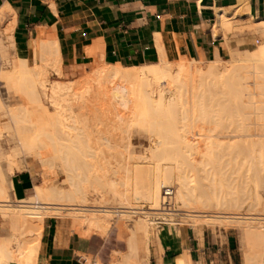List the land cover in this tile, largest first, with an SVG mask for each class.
<instances>
[{
    "label": "bare ground",
    "instance_id": "6f19581e",
    "mask_svg": "<svg viewBox=\"0 0 264 264\" xmlns=\"http://www.w3.org/2000/svg\"><path fill=\"white\" fill-rule=\"evenodd\" d=\"M243 3L237 5V8L244 10L245 5ZM226 10V8L222 7L220 9H216V25L222 27L223 29H226L228 26H230L231 18L227 17L228 15H226ZM6 12H9V14H11V10L8 7L0 8V20L2 17H4V15L7 14ZM235 14L237 15L238 13L235 11L233 12V15ZM213 28L214 26L211 27V30ZM229 28L226 30H229ZM258 28L264 33L263 19ZM46 31L48 32V30ZM39 40V55L35 59L33 58L34 62L32 63L31 67H29V62L26 58L25 60L22 59L23 61L20 59L23 62V66L20 65V68L17 66V64L19 65L20 61L17 62L16 65L14 63V66L12 64L13 69L11 73L4 72L2 71V69H0V82L1 80L6 79V82L8 81L9 85L10 83L16 85L18 83V80H22L21 77L27 75L26 73H28L31 77V81L29 82V87H31V90L29 89V92H27V94L24 93L25 97H23V95L21 96L20 93H17L16 97L15 95H12L15 98V101L13 102L14 99L12 96L7 94L6 92L0 93V114L6 116L9 121L7 125V129L9 132L6 133L8 137L7 139L5 138L6 140L4 141L8 145V149H4V142L2 143V146L0 141V161L1 158L5 160L8 171L7 172L0 167L1 206H10L9 202L11 201L9 199L8 193L11 190L10 188L12 187V181L10 182V180L8 179L10 177H8L7 173H11V171H13L12 169H14L13 164L17 163V160L22 158L27 163H31V161L39 162L40 165L43 166L42 168H51L56 165L55 167H60L59 169L65 172L66 179L70 182V185L72 187V193L76 195V204H70V207H72L70 209L75 210V212L77 211L76 213L81 212V214L79 215L74 214L71 216L72 218L74 217V219H72V222L74 221L73 226H75L76 231H78V233H80L82 236H85L91 232L106 231L108 227H110V225L112 224H110L109 222L112 219L113 213L115 214L116 212L121 213V215H123L119 217V220H129L128 225L124 222L126 226L131 227L134 231L136 229L137 231H135V233H141H139V235H137L136 233L134 238L135 240L131 242V244H133V246L137 250L142 251L143 249L141 248V245L144 244V247L146 245V239L148 236V224H152V214L170 215L171 217L167 216L168 218H166V216H163V219L164 223L168 224V228L166 229L169 230V233L172 234L174 232V229L170 224L174 223L172 216L179 214L177 212H148L144 210H139L140 208L138 207H132L126 201L122 203L121 206H117L118 208H121L117 210L109 209L114 206H109L107 203L87 205L90 199L89 192L86 191V189L82 185L79 186L77 183L75 184L76 186L74 185V181H76V176L72 174V171L73 169H75L76 159L71 157L70 154L76 155V131L77 133H80L82 135L81 137L84 140L85 147L89 151L87 155L85 154L86 158L90 154L92 159V156L95 157L98 151L100 153V150L98 149L100 147V149H102L103 147L101 146L103 144L102 142H98L101 145L97 144V147L96 145H93V140L96 138H93L94 136L91 137L92 134L84 127V123L82 121L83 119L75 112L76 110L74 111V108H72L73 106L71 107L70 105V100H72V97H68V93L70 91L74 92V89H76V85L78 86L81 84V86L83 85L84 89L83 91L76 93L75 99L76 101L83 100L86 96H91L93 94L92 98H94L93 100L95 101L96 108V113L93 114V118L101 121L99 122V124L105 126V136H107V134L109 133V137L111 132H117L121 134L124 133L126 135L129 133V129L133 125H139L140 130L144 129L149 132L147 134H150L148 137L150 142V148L148 151L149 153L147 152L148 154H145L143 157H135L136 159H133V166L129 165L128 162V165H125L126 163L120 164V166L123 168L122 173L120 172V174L123 175V173L125 172V174L123 175L124 177L122 176V183L125 187L128 185L131 186L126 187L124 190H120L122 196H127V193L131 191L137 197L139 196L140 198L142 197L144 199L150 200V205L158 207V205H160V201L162 200V187L171 185L174 187L175 191L174 202L178 203V206L182 204V207L179 206V208H183V205L185 208L190 207V209L184 208L185 210H183L184 212H191H186L184 214L185 216L187 215L186 217H200L203 220L205 219V223H210V221L208 220L235 221L237 223L239 231L242 234V237L246 242L247 247L246 251L243 254V264H264V217L237 216L222 214L223 212L216 214H202L199 213V209L195 210L196 208L192 209L193 205L190 206L191 203H194V201H196V203L199 201L200 203L209 202L214 206H229L234 209H238L239 206L246 204L247 207L250 206L251 208L253 207L256 209L257 207H262L264 205V194H262L261 191H258L257 188L253 189V187V191L251 189L250 192L249 189H247L249 193L246 194L247 191L245 192V190L247 187L243 191L241 188L238 189L237 185V189L235 187L231 188H235L237 192L235 190V192H232L231 190L227 191V189L230 188V185H228V188L226 187L227 184H224L225 186H222L223 189H225L224 187H226V190H224L223 192L222 189L221 193H217L215 191L217 189L214 187V190H210L213 188H207L208 191L210 190L209 192L206 191V188L205 190L203 189L204 191H202V188L206 186L201 187V189L199 187L204 185V182L197 185L199 186V189L196 187L195 188L197 190L195 188L192 189L190 186H188L186 182V175H184L185 177L181 175L187 173L180 174V172H183V169H181L180 167L182 163H179L183 159V151L187 153V156L190 152H192V154L194 155V151L197 153L205 152L206 156L207 152V154L210 153V156H208L209 159L207 161L201 163L203 164L202 167H205L204 165L210 164L212 165L213 169L216 168L215 171L223 174L225 172L224 169L227 170V168H225V165L228 164L229 166V164H233L232 161H234L235 164L237 162L235 161L237 160V158H234L235 160H232V157L228 156V154L231 155L233 151L234 154L236 152L235 157H238L237 152L239 154L240 150L242 151L246 149L247 153L249 150L251 152L256 149L257 152L260 149L259 153L261 151H264L263 149L261 150V148H264L263 145L260 147L259 144H256L258 147L255 145V143L257 142L264 143V129H262V127H259V130L255 129L254 131H251V129H249L250 127H245V125H248V123H246V121L243 122L244 120H242L241 122L239 121L240 123H237L234 126L235 128H230L228 126L230 123H226L228 124L226 127L223 122L215 120V114L212 115L213 113L206 112L203 109L193 105V97L197 96L196 92L201 90L200 88L202 85L203 88L208 86V84L217 85V80H219L220 83H223L222 81L225 80L226 82L223 83L225 84L228 82L229 79L232 80H229L231 83H228L234 86V89L236 90L235 94H238L239 92V95H241L239 97H236L239 99V101L243 102V99L241 97L246 91L244 90L245 79L255 74L259 75L261 78L264 79V56H262V53H245L246 56L243 59L232 56L229 59L224 60L216 51L214 52L213 58H202L201 61L204 64L199 63V65L196 64L197 62L195 61V63L186 62L187 60L185 61L182 58H179L176 49V52L173 51V54L176 53V55L178 56H176V58L174 59L180 60L174 61L172 57H167L165 56V53H161L160 62L157 65L139 67H124L118 64L107 65L106 67L105 65H101L99 67L94 68L93 70H90V72L77 78L75 81H71L70 83H68L62 81H49L46 78V68H51L55 70L57 74H61L62 60L58 47L59 44H57L54 39H52L49 35H46L45 37ZM241 61H243V63ZM18 69H21V71ZM17 72H20V74H23L22 72H25V74L21 76L19 73L17 74ZM179 84L181 86H179ZM182 84L183 87L186 88L185 94H187L186 92H188V94L191 95V99L187 96L184 99V102L187 106H185V104H181V102L179 101L181 100V98L179 97V94H177L176 90L178 87H180L181 90ZM262 84L264 87V82ZM176 86L178 87L176 88ZM38 87H40L43 96L48 98V103L50 102L49 104L53 105V113H50V111L43 105ZM228 87L232 90V86ZM92 88L94 90H92ZM207 88H205V90ZM206 94H208V92H206L205 95ZM12 102L17 105L15 107H10L13 104ZM232 105H230L229 107H231ZM238 112L239 114H242V112ZM243 114H246L244 110ZM234 118L235 117H233V119ZM165 127L167 130L165 129ZM168 130H170V132ZM1 131L2 129L0 128V139L2 138L1 136H3L1 135ZM95 134H103L104 136V131H102V129L100 130L96 128ZM103 136L101 135L99 139H102V141L105 140L106 143H111L110 138H112V135L109 137L110 140L107 137ZM254 136L257 137V139ZM252 137H254L255 139H253ZM114 138L115 137H113L112 139L113 141ZM170 142L172 145L170 144ZM127 143L129 144V140L127 141ZM98 145L100 147H98ZM73 151H75V153ZM252 153L253 152L250 153L251 155H248L251 156L252 159L250 158L251 160L247 162L251 164L253 168L255 165L256 168L264 167V164L263 166L262 164L259 165L260 161H264V156L262 155V158L258 160L256 159L257 161H255V158L258 157L255 156V158L253 159ZM259 153L257 154L259 155ZM226 155L230 158L228 159L226 157L227 160H224L223 158ZM96 157L98 156L96 155ZM70 158H73L75 161ZM149 158L152 159V162H147ZM186 158L187 157H185V159ZM179 159H181V161ZM88 160L89 162H87ZM88 160L85 159L86 162L84 161L83 163H86L85 165H88L89 167L91 166V168L94 166L95 163H97L92 162L93 160L91 161V163L90 159ZM247 160H249V158ZM182 162L188 163L186 161ZM247 162H245V164ZM255 163H257L258 166ZM147 165H152L153 168L150 170L148 169L149 167H146ZM200 171L206 173V171H204V168H200L198 172ZM210 171L208 170L207 174ZM251 171L252 170H250V172ZM102 173L104 174V172ZM256 173H253V175ZM98 175L100 176V178L104 176H102V174L98 171L93 174V176H95V178L97 179L99 178ZM222 176L223 175H221V177ZM255 176H257V174ZM72 178L74 181H72ZM95 178L93 181L97 182V179ZM227 178L229 179V176ZM107 179L108 177H105V179L104 177L101 178V180L105 181L103 182L100 180L101 184L102 182L104 183V186L100 185V187L102 186V189L106 188L108 184L110 186L109 188L107 187L108 189L111 188V191L117 192L118 190L115 189L116 181L113 183L114 178L106 181ZM199 180L201 179L199 178ZM208 180L206 181L209 182ZM260 180L262 181L261 177L260 179L257 178L255 180L259 186H261ZM81 181L79 183H81ZM44 182L41 184L33 185L31 192L25 199L16 201L18 203H28L29 205L19 204L17 205L18 207H15L17 209H15L14 207V209H9L10 207H4L5 209L0 210V218L10 227V229L9 227L7 229L11 230V233L9 234L10 238L7 240L3 239L2 241H0V264H41L40 259L38 258V252L40 251L39 247L42 237L41 222L44 217V212L39 213L40 211H36L35 208H40L47 211L57 210L58 214L60 213L59 211L61 209H64V206H61L62 204L58 202L60 201V199L53 196L58 194V192L50 190L48 185ZM210 182L208 184L212 186ZM119 183L120 182H118V184ZM225 183H227V181ZM239 184L241 185V182ZM107 190L104 189V192ZM198 190L200 191L197 192ZM208 204L205 203V205ZM211 204L208 206H211ZM179 208H176L174 210L182 211L181 208ZM32 209H34L35 211ZM158 209L162 208L159 207ZM134 214L142 215L133 218L132 216H134ZM200 218L199 220L200 222H202ZM117 220H115V223ZM193 222L191 221L188 223ZM117 223H121L119 224V227H121V225L123 224L122 222L118 221ZM122 226L125 225L123 224ZM159 233L162 234L163 231H160ZM136 235L138 238H136ZM192 262L193 261L191 259L188 249H184L176 256L175 260H173L170 264H192ZM140 263L141 262L136 258L133 262H130L129 264ZM89 264L99 263L95 261L94 263ZM122 264L124 263L122 262Z\"/></svg>",
    "mask_w": 264,
    "mask_h": 264
},
{
    "label": "rangeland",
    "instance_id": "374dc122",
    "mask_svg": "<svg viewBox=\"0 0 264 264\" xmlns=\"http://www.w3.org/2000/svg\"><path fill=\"white\" fill-rule=\"evenodd\" d=\"M239 4H237V5H239ZM237 5H235L231 8H228L226 10V15H228L227 17L231 18L230 19V26H228L226 28V29H228L230 27L229 30H226L225 28L223 29L222 27L217 26L216 22H215L213 25L214 28L212 29V31L216 34V36L219 35L220 33L225 35V33H227L228 31H233L235 33H243L244 31H254L257 34V41L253 42L252 45H249L248 47L242 48L240 50H234V51L231 50V51L227 52L226 54H224L220 57L224 60L229 59L232 56L243 59L246 56L245 53H257V54L262 53V56H264V50H263V48H264V33L258 28L262 19L253 18L250 15V13L248 12L247 7H244V10L243 9L241 10L240 8H237ZM235 11L238 13L237 15L236 14L233 15V12H235ZM10 15L11 14H9V12H8L0 20V69H2V71L7 72V73H11V71L13 69L12 64L14 66V63L16 65V63L20 61L21 64L20 63H19V65L17 64V66L20 68V65H22V63H23L22 61L27 58L25 56H16L15 52L13 51V48H12L13 20L10 18ZM247 17L249 19H251V21L244 24L245 19ZM160 48H161V51L159 52L157 59L155 60V62L152 63V65L159 64L161 53H163V54L165 53V56H167V57H170V58L172 57V59L174 61L180 60V59H174V58H176V56L179 55V58H182L185 61L187 60L186 62H193V63L197 62L196 64H199V63L202 64L203 63L201 61L202 58L208 59V58H205L203 55H201L199 58H195L194 56L190 55L188 52L185 54L178 52V55H176V53L173 54V51L176 52V50H173L172 52H170L167 49L165 50L163 46ZM34 49H35V47H34ZM38 50H39V47H38ZM20 59L21 60L23 59V60L21 61ZM33 62L28 63L29 67L32 66ZM241 62L243 63V61H241ZM242 63H240V64H242ZM101 65H105V67L107 66V64H105L103 62H96L87 69H86V67H88V66H83L82 68L86 69V71H84L78 77L71 74L70 73L71 71L67 72L63 68H62V74H60V75L57 74V72L51 68H46L45 74H46V78L49 81H62V82L70 83L71 81H75L77 78L87 74L88 72H90V70H93L94 68L99 67ZM22 66H21V68H22ZM18 70L21 71V69H18ZM133 71H138V70H133ZM18 73L20 74V72H17V74ZM22 73L23 74H20L21 76L25 74V72H22ZM26 74L28 76L26 75V76L21 77L22 80L21 79L18 80V83L16 85H13L11 83L9 85V82L8 81L6 82V79L1 80V82H0V93L6 92L10 96L15 95V97H16L17 93H20L21 96L23 95V97H25L24 93L27 94V92H29V89L31 90V87H29V82L31 81V77L28 73H26ZM229 80H228V82L231 83L230 81H232V80H230V81ZM179 82H177V83H179ZM217 82H218L217 85L208 84V86L205 87V88L208 87L206 90H205V88H203V85H202L200 88L202 91L199 89L201 92L200 91L196 92V95L200 99L197 96H194L193 97L194 98L193 105L203 109L206 112L213 113L212 115L215 114L214 115L215 120H219L220 122H223L226 127L230 123L228 126L230 128H232L237 123L239 124L242 120H244L243 122L246 121V123H248V125L246 124L245 127L246 128L250 127L249 129H251V131L252 130L254 131L255 129L259 130L261 127H262V129H264V87L262 84L264 82V79L261 78L259 75H256V74L245 79V89L244 90H246L247 92L245 91V93H244L245 95L243 94L241 97L243 99V102L239 101V99L237 98L241 95H239V92H238V94L237 93L235 94L236 90L234 89L233 85L229 84L228 82L223 84L224 82H226L225 80L222 81L223 83H220L219 80H217ZM18 84H19V86H18ZM175 85H178V84H175ZM179 86H181V85L179 84ZM228 86H232L231 87L232 90ZM82 87H83V85L81 86V84L78 86L76 85V89H74V92L70 91L68 93V97H70V98L72 97L71 98L72 100H70L71 102L69 101L70 105H71V107L73 106L72 108H74V111L76 110L75 112L79 116H81V118L83 119L82 121L84 123V127L86 128V130H88L92 134L91 137L94 136L93 138H96V139H94L95 141L93 140V145H96V147H97V144H100L98 142L103 143L102 145L100 144L101 146H103L102 149H100L101 147L98 145V147H100L98 149V150H100V153L98 151L96 154L98 157H96V155H95V157L92 156V159H91V156L89 154L90 158H89V156H87V158H86L85 154L87 155V153L89 151L85 147L84 140L81 137L82 135L80 133H77V131H76V149H75L76 155L70 154L71 157L76 159V165H75L76 171H75V169H73V171H72L73 173L71 172L72 174H74L76 176V181H74L73 178H72V181L75 182L74 185L77 183L79 186H81V185L84 186L86 191L89 192L90 199H89V202L87 205L107 203L109 206H114V207H111L109 209H113V210L116 209L117 210V209H121V208H118L117 206H121L122 203H124L126 201L129 203L130 206L140 208L139 210H144V211H148V212H155V211L164 212V211H161V209H158L159 207L161 208V201L162 200L160 201V205H158V207H157V206L150 205L151 204L150 200L144 199L142 197L140 198L139 196L137 197L131 191L127 193V196L126 195L122 196L120 193L121 192L120 190H122V189L124 190L126 187L130 186V185H128L125 187L122 183V176L125 174V172L123 173V175L120 174V172L122 173V170H123V168L120 166V164L126 163L125 165H128L127 164V162H128L129 165L133 166L132 165L134 162L133 159H136L137 157H143L145 154L149 153L148 151L150 148V142H149L148 137L150 134H147L149 132L144 130V129L140 130L139 125H133L129 129L130 134L129 133L126 134L128 136V138L124 133L121 134V133H117V132L116 133L111 132V134L109 135V137L112 135V138H110L111 143L110 142L106 143L105 140L102 141V139H99V137H101V135L103 136V134H101V135L95 134L96 128H98L100 130L102 129V131H104L103 137H107L108 139H109V137H108L109 133L108 134L106 133L107 136H105V130H106V129H104L105 126L100 125L99 122H101V121L93 118V114L96 113L95 101L93 100L94 98H92L93 94L91 96H89V95L86 96L83 100L76 101V99H75L76 93L83 91L84 87L83 88ZM177 87L178 86H176V88ZM81 88H82V90H81ZM38 89H39V94H40L41 101H42L43 105L50 111V113H53V111H54L53 105L49 104L50 102L48 103V98L43 96L40 87H38ZM92 90H94V89L92 88ZM176 90H177V94H179V97L181 98V100H179V101L181 102L182 105L185 104L184 99L186 96L190 97V99H191V95L188 94V92H186L187 94H185L186 88L183 87V84H182L181 90H180V87H178ZM179 90H180V93H179ZM15 91H17V92H15ZM206 92H208V94L205 95ZM207 96H209V97H207ZM13 99H14L13 100V102H14L15 98L13 97ZM237 100H238V102H237ZM235 102H237V103H235ZM234 103H235V105H234ZM244 103H246V104H244ZM13 104L10 107H12V106L15 107L17 105V104L16 105L15 104L13 105ZM33 105H35V104H33ZM230 105H232V106L229 107ZM185 106H187V105L185 104ZM208 109H210V110H208ZM243 110L246 114H243ZM238 111L242 112L243 115L241 113L239 114ZM238 115H239V117H238ZM226 116H227V118H226ZM242 116H244V117H242ZM233 117H235V118L233 119ZM219 118H221L222 120ZM8 123H9V121H8L7 117L0 114V126H1L0 128L2 129L1 135H3V136H1L2 138L0 139L1 144L8 137L6 135V133L9 132L7 129ZM226 123H228V124H226ZM232 124H234V125H232ZM257 127H258V129H257ZM165 129H166V127H165ZM168 131L170 132V130H168ZM77 134H80V135H77ZM123 136L124 137L126 136V137L124 138ZM113 137H115L114 138L115 142L112 140ZM254 137H252V138L257 139V137H255V138ZM2 139H3V141H2ZM126 140L127 141L129 140V144L127 143ZM169 141H170V139H169ZM113 142H114V144H113ZM171 142H170V144H171ZM127 144L129 146V148H128ZM256 144L257 145L259 144V147L262 145L264 146V143L257 142V143H255V145ZM2 146H3V144H2ZM7 146L8 145L4 142V146H3L4 149L5 148L8 149ZM147 148H148V150H147ZM132 149H133V151H132ZM262 149L264 150V148H261V150ZM129 150H131L132 152ZM256 150L251 151V152H253L252 153L253 159L255 158V156L258 157V158H255V161L262 158V155L264 156V154H263L264 151L263 152L261 151L262 152V155H261V152L259 153L260 149L258 150V152ZM75 151H73V152L75 153ZM254 151H255V154H254ZM183 152L185 153V151H183ZM249 152H250V150L247 153L246 149L242 150V151L240 150L239 154L237 152L238 157H235L236 152L234 154V151L232 152V154L230 153L231 155L228 154V156L232 157L231 158L232 160H235L237 158V160H235L237 162L235 164L234 161H232V163L235 165H233V164H229V166H228V164L225 165V168H227L228 171L226 169H224L225 172L226 171L227 172L225 173L223 170V172H224L223 174L215 171L216 168L214 167L215 169H213L212 165H210V164L204 165L205 167H202L203 164H201V163L204 161H207L209 159L208 156H210V153L207 154V152H206V156H205V152L197 153L194 151L193 152L194 155L192 154V152H190L191 154L188 152L189 153L188 156L190 155L189 157L186 155L187 153H185V154L183 153V159L182 158L181 159H182V161H184V162L186 161L188 163H183L181 161V159H179L181 161L179 163L180 164L182 163L180 165V167H181V169H183V172H180V174L181 173H187V174H181V175H183V176L186 175V182H187L188 186H190L192 189H194L195 187L198 188L199 186H197V185L204 182L203 183L204 185L199 187L201 189V187L206 186V187L202 188V191H204L205 188L210 189V188L214 187L217 189V190H215L217 193L218 192L221 193V190L223 189L222 186L224 184L225 185L227 184V186H226L227 188H228V185H230L229 186L230 188L227 189V191L231 190L232 192H235V191L237 192V190H236L237 188L238 189L241 188L244 191L245 188L247 187L245 192L247 191L246 194H248L249 192L247 189H249V191L251 192V189L253 187V189L257 188L258 191H261V193L264 194V187H262V186H264L263 185L264 184V171H263L264 167L256 168V165H255L253 168V166L247 162V161H250L252 159L251 156H248V155H251L250 154L251 152L250 153ZM257 153H259V155ZM198 154L200 157L198 156ZM184 156L187 157L188 159L186 158L187 159L186 160ZM193 157H195V158H193ZM226 157H227V155L224 156L223 159L227 160V158L228 159L230 158V157H227V158ZM243 157H245V158H243ZM73 158H70V159H73ZM93 158H97V159H93ZM248 158H249V160H247ZM85 159H87V160L90 159V162L93 160L92 162H97V163H95V164L93 163L94 166L91 168V166L89 167L88 165H85L86 163H83L85 161ZM98 159H99V161H98ZM149 160H151V161H149ZM244 160H246V161H244ZM87 162H89V160ZM99 162H100V165L102 164L101 166L99 165ZM147 162H152V159L149 158ZM245 162H247V163L245 164ZM185 164H187V165H185ZM255 164H257V163H255ZM260 164H262V166H263L264 161H260L259 165ZM0 165H1L0 167L2 169L7 171V165H6L5 160L3 158H1ZM13 165H14L13 166L14 169H12L13 171H11V173H7L8 177H10L14 172L19 171V170H28L30 175L32 176L29 189L27 190L28 194L31 192L34 184H41L44 181H45L44 183H46L48 185L50 190H54V191L58 192V194L53 195V196H55L56 198H59L60 201H58V202L60 204H62L61 206H64V209H61L60 211L58 210L60 212L59 214H58L57 210H52V211L48 210L47 211L44 209H40V208L36 209L35 208L36 211H38V212L40 211L39 213L44 212L43 213L44 217H43V220L41 222L42 233H43V226H44V222L46 221V218L51 217L53 220V225L56 226L55 229H56V231H57L56 233L58 235L65 233L66 236H69L72 238L74 235L76 240H79V241L81 240V250H79V252H76V253L82 257V262L84 264L94 263L95 261H97V263H99V264H114V263L122 264V262L124 264H126V263L129 264L130 262H133L136 258L141 262L140 264H142V263H144V264H170V263H172L173 260H175L176 256L181 251H183L184 249H188L189 253H191V258L193 261L192 264H226L225 259H228L229 256H231L233 258L234 264H243V254L246 251L247 247H246V242H245L244 238L242 237V234L239 231V228H238L237 223L235 221H231V220H223V221H214L213 220V221H211V220H208V221H210V223H205V221H204L205 219L203 220L202 218L199 217L202 221V222H200L198 217H193V216L186 217L187 215L185 216L184 214L186 212L187 213H191V212L190 211L184 212L183 210L190 209V207L185 208L183 205V208H181L182 204L179 206H181L180 208L183 212L179 211V210L178 211L177 210L171 211V212L179 213L177 215L172 216L173 217L172 219L174 222V223L170 224L172 226V228L174 229V232L172 234H170L169 230L166 229V228H168L167 227L168 224H166V223L160 225L158 228H155L152 224H148V236L146 239L145 247H144V244L141 245V248L143 249L142 251L137 250L133 246V244H131V242H133V240H135L134 239L135 234L137 233V235H139L140 232L135 233V231H137L135 228H134L135 229V231H134L131 227L126 226V224L128 225L129 220H126V219H120L119 220V217L123 216V215H121V213H118V212H116L115 214L113 213L112 219L109 222L110 224L111 223L112 224L111 225L109 224L110 227H108V229L106 231H104V232H91L85 236H82L80 233H78V231H76L75 226H73L74 221L72 222V219H74V217L72 218L71 216L74 214L79 215V214H81V212L76 213L77 211L75 212V210L70 209V208H72V207H70V204H76V195H74L72 193V187L70 185V182L66 179L65 172H63L61 169H59L60 167H55L56 165L54 166L55 168L54 167L42 168L43 166H41L39 162L31 161V163H29V162L27 163L22 158L18 159L17 163H15ZM102 166H103V168H102ZM131 166H129V167H131ZM151 166L152 165H149V166L147 165L146 167L147 168L149 167L148 169L151 170L153 168V166L152 167ZM257 166H258V164H257ZM104 168H106V169H104ZM200 168L201 169L204 168V171H206V173L203 171L198 172V170ZM246 168H248V169H246ZM208 170L209 171L211 170L208 173L209 175L207 174ZM250 170H252L254 172H252V171L250 172ZM94 171L95 172L98 171L99 173L102 174V176L104 175L103 176L104 179H105V177L106 178L108 177V179L106 181L114 178V181L113 180L112 181H113V183L116 181L115 182V185H116L115 189H117L118 191L115 192V191H111V188L108 189L110 187L108 184H107L108 188L105 185L106 188L102 189L101 188L102 186L100 187V185L104 186L103 182L105 180L104 181L101 180V178H103V177L100 178L99 175H98V177L100 179L95 178V176H93V174L95 173ZM116 171H118V172H116ZM102 172H104V174ZM210 173H211V175H210ZM212 173L215 175H213ZM251 173H252V175H253V173H256L257 176H255L256 174H254L252 176ZM227 174H229V175H227ZM261 174L263 175V177ZM221 175H223V176L221 177ZM91 176L93 177V179ZM228 176H229V179L227 178ZM256 177L258 179H260V177L262 178V181L260 180L261 186H259L258 183L255 181L257 179ZM94 178L97 179V182L93 181ZM115 178H116V180H115ZM199 178L201 180H199ZM240 178H241V180H240ZM8 179L10 180V178H8ZM84 179H86V180H84ZM204 179H205V181H204ZM81 180L84 182H82ZM100 180L103 181L102 184H101ZM206 180H208L209 182L211 181L210 183L212 186H210V184H208L209 182H207ZM80 181H81V183H79ZM226 181H227V183H225ZM257 181H259V180H257ZM118 182H120L121 184L120 183L118 184ZM240 182H241V185L239 184ZM255 182H256V184H255ZM106 183H109V182H106ZM236 185H237V188H236ZM220 187H221V189H220ZM226 187H224L225 189L222 190L223 192H224V190H226ZM232 187H235L236 189L235 188L231 189ZM214 188L210 189V190H214ZM261 188H262V190H261ZM104 189L105 190L108 189L109 191L107 190L104 192ZM253 189H252V191H253ZM199 191L200 190H198L197 192H199ZM206 191L209 192L208 189ZM263 202H264V198H263ZM205 203L208 204L209 202H201L200 203L198 201L196 203V201H194V203H191L190 206L193 205L192 209H195V208H196L195 210L199 209L198 210V211H200L199 213H202V214H216V213L223 212L222 214L237 215V216H259V217L261 216V217H264V205H263L264 203L262 204L263 205L262 207H260V206L257 207L258 209L257 208L255 209L253 207L251 208L250 206H248L249 207L248 208L246 206V204L239 206L238 209H234V208L229 207V206H217V205L214 206L211 203L208 204V205L211 204V206H208V205H205ZM9 204H10V206H1L0 205V210L5 209L4 207H7V208L10 207L9 209H14L15 207H18L17 205H19V204L29 205L28 203H18L16 201L14 202L12 200H11V202H9ZM151 206H152V208H151ZM179 206H178V203L175 202V204H174L175 209L179 208ZM156 207L158 210L156 209ZM148 208H151V209H148ZM15 209H17V208H15ZM32 210H34V209H32ZM170 210H174V209H170ZM167 212H170V211H167ZM155 213H157V212H155ZM192 213H194V212H192ZM141 215L142 214H134V216H132V217L134 218V217L141 216ZM153 216H155V215L152 214L151 219H153ZM161 216H166V218L171 217L170 215H161ZM115 220H117L118 222H122L125 226H122L123 225L122 224L121 227H119V224H121V223L118 224L117 221L115 223ZM193 220H194V222H193ZM197 220L199 223L197 222ZM175 221H177V223H175ZM191 221L195 224L188 223ZM8 227L9 226L7 225V223L2 221V219L0 218V241H2L3 239L7 240L10 238L9 234L11 233V230H9L10 227H9V229H7ZM160 231L161 232L163 231V233L160 234L159 233ZM157 233H158V235H157ZM137 235H136V238H138ZM82 239H83V242H82ZM206 247H210L209 248L210 252H208L206 250ZM198 248H203L205 250V252L204 253H202V251L200 252L198 250ZM214 253H215V255H214ZM159 262H161V263H159ZM11 264H13V263H11Z\"/></svg>",
    "mask_w": 264,
    "mask_h": 264
},
{
    "label": "crops",
    "instance_id": "0c3cea01",
    "mask_svg": "<svg viewBox=\"0 0 264 264\" xmlns=\"http://www.w3.org/2000/svg\"><path fill=\"white\" fill-rule=\"evenodd\" d=\"M239 3L253 18L264 20V0H0V8L11 10L16 56L33 62L39 55V39L49 35L59 44L61 70L78 77L96 62L124 67L152 65L161 46L208 59L216 51L222 56L248 47L257 41L254 31L216 36L211 30L216 9ZM250 21L247 17L244 24ZM31 178L28 170L10 176V201L28 196ZM55 228L52 218H46L38 252L41 264H84L76 253L81 250V240L58 235ZM225 262L234 264L231 256Z\"/></svg>",
    "mask_w": 264,
    "mask_h": 264
},
{
    "label": "built area",
    "instance_id": "2783aa9c",
    "mask_svg": "<svg viewBox=\"0 0 264 264\" xmlns=\"http://www.w3.org/2000/svg\"><path fill=\"white\" fill-rule=\"evenodd\" d=\"M162 193V202H161V211H176V210H170V209H175L174 207V187L171 185H167L162 187L161 190ZM175 223H177V221H175ZM164 224V219L163 216H161L160 214L153 216L152 219V225L155 228H158L160 225Z\"/></svg>",
    "mask_w": 264,
    "mask_h": 264
}]
</instances>
